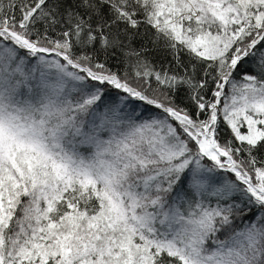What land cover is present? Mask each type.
Listing matches in <instances>:
<instances>
[{"label":"snow or ice","instance_id":"6c2138e0","mask_svg":"<svg viewBox=\"0 0 264 264\" xmlns=\"http://www.w3.org/2000/svg\"><path fill=\"white\" fill-rule=\"evenodd\" d=\"M0 264H264V0H0Z\"/></svg>","mask_w":264,"mask_h":264},{"label":"trees","instance_id":"16d2710c","mask_svg":"<svg viewBox=\"0 0 264 264\" xmlns=\"http://www.w3.org/2000/svg\"><path fill=\"white\" fill-rule=\"evenodd\" d=\"M153 56H154L155 60L159 61V60H161L163 53H153Z\"/></svg>","mask_w":264,"mask_h":264}]
</instances>
